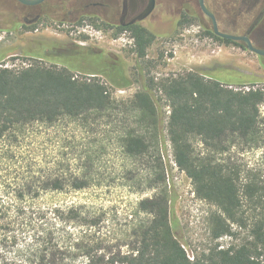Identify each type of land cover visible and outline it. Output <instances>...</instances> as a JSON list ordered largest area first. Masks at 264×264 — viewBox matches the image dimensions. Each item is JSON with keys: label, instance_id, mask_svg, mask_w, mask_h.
I'll use <instances>...</instances> for the list:
<instances>
[{"label": "trees", "instance_id": "obj_1", "mask_svg": "<svg viewBox=\"0 0 264 264\" xmlns=\"http://www.w3.org/2000/svg\"><path fill=\"white\" fill-rule=\"evenodd\" d=\"M131 37L133 72L120 57L90 52L81 59L95 71L80 75L75 55L62 67H0V142L22 148L44 138L30 160L28 195L153 192L123 214L89 204L39 209L26 264H264V172L239 159L264 146V88L234 89L195 71L158 78L148 59L156 34ZM134 84L132 97H113ZM169 146L197 198L217 208L208 218L212 242L231 239L194 260L171 221Z\"/></svg>", "mask_w": 264, "mask_h": 264}, {"label": "rangeland", "instance_id": "obj_2", "mask_svg": "<svg viewBox=\"0 0 264 264\" xmlns=\"http://www.w3.org/2000/svg\"><path fill=\"white\" fill-rule=\"evenodd\" d=\"M175 4L165 7L164 16L157 26L160 33L156 43L148 52V59L156 61L153 75L158 78L177 75L185 71H195L206 78H215L234 89L264 88V70L256 59L239 51L225 49L220 45L204 46L197 38L196 30H191L185 38L183 33L189 29H176ZM47 21V20H46ZM64 31V32H62ZM197 40L199 41L197 43ZM134 41L130 35L116 36L95 28L90 23L74 30L71 27L55 29L48 22L41 23L38 30H22L17 33L0 34V67L22 69L36 60L48 65L68 64L73 60L74 73L94 72L81 59L87 53L102 52L107 56L120 57L131 72L135 66ZM67 59L66 64L61 65ZM246 85V86H244ZM139 89L134 84L129 89H115L113 97L122 100L132 97ZM169 111V108H165ZM264 118V107L261 108ZM26 146L20 148L14 144L0 142V264H26L29 260L31 237L35 226V213L49 210L54 206L89 204L115 208L119 214L133 210V204L145 197H151L152 191L145 194H130L120 187L115 189H89L81 192L45 193L39 199L28 195L30 160L36 161L39 144L44 138L33 137ZM264 143V125H263ZM14 145V146H13ZM264 145V144H263ZM46 145H44L45 147ZM11 154L15 158H10ZM111 158L117 157L111 153ZM168 171V190L170 194L171 221L174 232L184 246L191 260L199 257L205 250L217 243L227 247L230 238L213 243L210 237L208 218L217 208L197 198L192 181L175 165L170 146L165 152ZM242 163L249 167L260 168L264 172V146L261 149L239 155ZM116 166L111 167L115 169ZM25 197H20L21 192Z\"/></svg>", "mask_w": 264, "mask_h": 264}, {"label": "flooded vegetation", "instance_id": "obj_3", "mask_svg": "<svg viewBox=\"0 0 264 264\" xmlns=\"http://www.w3.org/2000/svg\"><path fill=\"white\" fill-rule=\"evenodd\" d=\"M171 2L176 29L196 30L203 45L239 51L256 59L264 70V55L255 52H264V0H45L34 5L0 0V34L35 32L44 22L51 28L74 30L90 23L116 36L130 35L132 40L133 30L138 29L159 38L157 26Z\"/></svg>", "mask_w": 264, "mask_h": 264}, {"label": "water", "instance_id": "obj_4", "mask_svg": "<svg viewBox=\"0 0 264 264\" xmlns=\"http://www.w3.org/2000/svg\"><path fill=\"white\" fill-rule=\"evenodd\" d=\"M21 1H22L23 3L29 4V5H34V4H40V3L44 2L45 0H21ZM202 8H203V10H204L206 13H208L209 15H211V14L205 9L203 3H202ZM216 33L219 34L218 31H217V29H216ZM250 48H251V47H250ZM251 50H253V49L251 48ZM255 52H256L257 54H259V55H264V52H262V51H255Z\"/></svg>", "mask_w": 264, "mask_h": 264}, {"label": "built area", "instance_id": "obj_5", "mask_svg": "<svg viewBox=\"0 0 264 264\" xmlns=\"http://www.w3.org/2000/svg\"><path fill=\"white\" fill-rule=\"evenodd\" d=\"M191 33V30H187V31H185L184 33H183V35H182V37L183 38H185L186 37V35L187 34H190ZM199 41L197 40V43H198ZM205 46V45H204Z\"/></svg>", "mask_w": 264, "mask_h": 264}]
</instances>
